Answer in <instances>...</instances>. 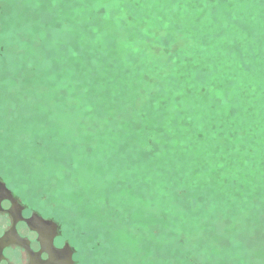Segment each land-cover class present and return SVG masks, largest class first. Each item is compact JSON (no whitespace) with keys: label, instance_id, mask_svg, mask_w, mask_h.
<instances>
[{"label":"rangeland","instance_id":"rangeland-1","mask_svg":"<svg viewBox=\"0 0 264 264\" xmlns=\"http://www.w3.org/2000/svg\"><path fill=\"white\" fill-rule=\"evenodd\" d=\"M0 110L83 263L264 264V0H0Z\"/></svg>","mask_w":264,"mask_h":264},{"label":"flooded vegetation","instance_id":"flooded-vegetation-1","mask_svg":"<svg viewBox=\"0 0 264 264\" xmlns=\"http://www.w3.org/2000/svg\"><path fill=\"white\" fill-rule=\"evenodd\" d=\"M23 187L12 171H0V264H87L70 228Z\"/></svg>","mask_w":264,"mask_h":264},{"label":"trees","instance_id":"trees-1","mask_svg":"<svg viewBox=\"0 0 264 264\" xmlns=\"http://www.w3.org/2000/svg\"><path fill=\"white\" fill-rule=\"evenodd\" d=\"M2 63H3V65H4V67L6 68V67H8V65L7 64H9V63H7V62H4V61H2ZM2 73H4V71H2ZM25 77V75H23L22 73H21V75H20V79L22 80L23 78ZM32 91V90H31ZM30 91V92H31ZM2 110V109H1ZM1 110H0V113H1ZM4 113L6 112V111H4V110H2ZM9 130H11V129H9ZM88 240V241H87ZM86 242H87V245H86V248L90 245V248H91V246L94 244V241H93V237L91 238V239H89V238H86V240H85ZM99 248V247H98ZM100 249V248H99ZM98 264H104V263H102V262H100V263H98Z\"/></svg>","mask_w":264,"mask_h":264}]
</instances>
